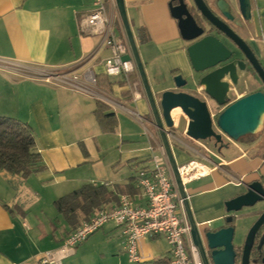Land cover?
I'll use <instances>...</instances> for the list:
<instances>
[{
  "label": "crops",
  "instance_id": "crops-1",
  "mask_svg": "<svg viewBox=\"0 0 264 264\" xmlns=\"http://www.w3.org/2000/svg\"><path fill=\"white\" fill-rule=\"evenodd\" d=\"M206 1L218 14V2L230 4L236 17L232 27L264 66V0H252L250 20L241 14L237 0ZM108 2L107 15L121 33L116 28L113 32L125 39L118 9ZM168 3L125 0L148 81L160 100L165 91L176 89L160 88L159 78L165 79V71L178 72L190 81L182 91L199 96L194 85L198 75L187 53L191 43L182 39ZM95 6L96 0H0V117L32 127L46 168L28 178L0 169V264H39L46 251L59 249L99 211L89 216L79 212L76 222L70 223L55 208L58 199L85 184L105 185L112 192L110 202L100 210L118 206L123 196L146 206L139 172L151 169L152 156L162 141L138 71L119 77L105 75L104 61L111 52L104 36L81 25ZM141 28L149 35L143 44ZM89 72L98 77L95 84L86 80ZM245 83L249 87L248 79ZM233 94V101L249 95L240 87ZM97 101L116 114L114 132L104 133L95 121ZM180 119H175L177 128ZM187 127L188 122L180 134L189 141L171 135L169 143L179 166L195 161L206 171L187 182L185 190L196 220L214 222L227 215L225 203L245 192V184L264 179V124L249 141L226 140L229 146L220 153L214 145L208 144L206 150L189 138ZM168 244L163 237H148L139 245L141 260L132 262L121 229L109 223L63 264H153L170 259Z\"/></svg>",
  "mask_w": 264,
  "mask_h": 264
},
{
  "label": "water",
  "instance_id": "water-1",
  "mask_svg": "<svg viewBox=\"0 0 264 264\" xmlns=\"http://www.w3.org/2000/svg\"><path fill=\"white\" fill-rule=\"evenodd\" d=\"M237 1L244 18L252 19V0ZM116 4L156 131L184 201L193 244L197 247L203 264H232L236 256V246L242 247V264H250L251 258L256 256L253 254L255 249L258 256L264 255V179L245 184V192L228 200L225 203L226 216L214 222H198L189 206L185 185L178 170L179 165L169 142L170 130L177 128L176 120L172 116L177 108L188 117L186 135L194 141L213 142L219 153L229 146L226 140L239 142L246 136L257 134L264 124V91H255L231 101V95L240 87L243 76L251 73V69L220 38L221 35L244 55L263 85L264 66L252 47L231 27L236 17L230 4L218 2V14L206 0H170L168 4L171 17L177 20L182 39L191 43L187 53L191 66L198 75L194 85L199 96L181 90L188 82L179 75L173 79L176 90L165 91L158 101L148 81L125 0H116ZM190 7L199 13L203 24L197 22ZM209 100L218 108L215 113ZM245 210L250 211L243 213Z\"/></svg>",
  "mask_w": 264,
  "mask_h": 264
},
{
  "label": "built area",
  "instance_id": "built-area-1",
  "mask_svg": "<svg viewBox=\"0 0 264 264\" xmlns=\"http://www.w3.org/2000/svg\"><path fill=\"white\" fill-rule=\"evenodd\" d=\"M109 1L112 6L117 7L116 0ZM106 6V0H96L95 9L83 19L81 25L89 28L94 35L104 36V43L111 52V56L104 61L105 75L127 76L137 72L133 54L127 37L120 39L115 36L113 20L108 17ZM78 79L74 76V80ZM86 80L93 84L97 82L96 76L90 72L86 74ZM204 148L209 150L208 147ZM152 157L151 169L139 172V183L147 200L146 206H138L129 196H123L118 206L99 210L75 229L59 249L46 251L38 263L63 264L93 234L113 223L122 231L132 262L141 260L139 245L144 239L163 237L171 248L170 264H203L200 253L193 244L184 201L174 181L164 147L161 146L159 152ZM178 170L184 185L206 174L203 166L195 161L178 166Z\"/></svg>",
  "mask_w": 264,
  "mask_h": 264
},
{
  "label": "trees",
  "instance_id": "trees-1",
  "mask_svg": "<svg viewBox=\"0 0 264 264\" xmlns=\"http://www.w3.org/2000/svg\"><path fill=\"white\" fill-rule=\"evenodd\" d=\"M138 33L140 43L149 41V35L143 28ZM173 75L179 73L174 72ZM96 80L98 81V77ZM109 107L97 101L94 111L95 121L104 133L114 132L118 126L117 116ZM34 135L30 125L14 118L0 117V169L24 178L43 172L46 168L41 154L36 149ZM254 136H246L239 142L249 141ZM226 144L229 142L226 141ZM111 197L112 192L105 185L85 184L80 189L58 199L55 208L70 223H74L79 212L89 216L94 210H100L103 205L109 203ZM153 264H170V259H159Z\"/></svg>",
  "mask_w": 264,
  "mask_h": 264
},
{
  "label": "rangeland",
  "instance_id": "rangeland-1",
  "mask_svg": "<svg viewBox=\"0 0 264 264\" xmlns=\"http://www.w3.org/2000/svg\"><path fill=\"white\" fill-rule=\"evenodd\" d=\"M108 1L109 0H106V2H107V6L106 7H108V9H109L110 6H109V2ZM114 28L117 29L118 35H120V33H121L120 32V27L115 24ZM234 30L237 32V29L234 28ZM118 37H120V36H118ZM220 38L225 41V43L228 45V47H230L232 50L236 51V56L238 58H242V54L239 51H237V49L230 42L225 40L222 36ZM166 72L167 71H165V79L159 78V83L160 84H158V85L160 86V88L161 87L163 88V87H165L167 85V86H174L175 89H176V86H175V83H174V80H173L175 78V76L173 75V73L170 74L169 72H167V74H166ZM150 77H151L152 84H153L154 88L156 89L157 84H156V81H154L153 75L151 74V69H150ZM243 78L244 79H242V84L240 85V90L241 91H243V89H244V90H246V92L248 94L251 93V91H255V90H258V89L264 91V85H263L262 81L259 79V77L255 73L251 72L249 75L243 76ZM246 79H248V81H249V87L245 83ZM188 83L189 84L186 87H184L183 89H186L187 87H189L190 81ZM255 85H257V86H255ZM183 89H181V90H183ZM235 98H236V95L232 94L231 95V101L235 100ZM158 101H160V100L158 99ZM209 104H210L212 110L214 111V113L216 111H218V108L213 104L212 101H210ZM172 115L176 116L175 119L176 118H181V119H180V127L179 128H172L171 131L173 133H171V135H173V137H175V138L177 137L179 141H184V142L189 141L187 137H185L182 134H180V132L183 131V129L185 127V123L188 122V117L183 112H181L180 109H178V108L173 111ZM139 129L141 130V132H143V127L141 125H139ZM200 144L204 148V147H208V144L213 145V142L200 141Z\"/></svg>",
  "mask_w": 264,
  "mask_h": 264
},
{
  "label": "flooded vegetation",
  "instance_id": "flooded-vegetation-1",
  "mask_svg": "<svg viewBox=\"0 0 264 264\" xmlns=\"http://www.w3.org/2000/svg\"><path fill=\"white\" fill-rule=\"evenodd\" d=\"M208 3V2H207ZM209 4V3H208ZM177 5V2L176 4ZM190 11L192 12L193 16L196 18L197 22L201 25L203 24V20L202 18L199 16V13L193 8V7H190ZM232 27V26H231ZM213 33H215V31H212ZM211 32V33H212ZM220 36V35H219ZM222 36V35H221ZM225 40H227L225 38ZM228 42H230L229 40H227ZM225 42V41H224ZM231 43V42H230ZM232 44V43H231ZM233 45V44H232ZM234 46V45H233ZM235 47V46H234ZM243 60H245V62L247 63L248 67L251 69V72L255 73L254 70L252 69V67L250 66V64L248 63V61L244 58V55L242 54V58ZM261 62V60H260ZM262 63V62H261ZM263 65V64H262ZM180 75V74H179ZM179 75H176V76H179ZM183 89V88H182ZM263 231H264V227H263ZM235 250H236V256L234 257V260H233V263L232 264H242V247H235ZM254 255H256L253 258H251V262L250 264H264V255L263 256H258L257 255V252H256V249L254 250L253 252Z\"/></svg>",
  "mask_w": 264,
  "mask_h": 264
}]
</instances>
